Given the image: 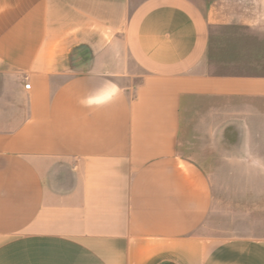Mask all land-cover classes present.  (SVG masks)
Here are the masks:
<instances>
[{
  "label": "crops",
  "instance_id": "obj_1",
  "mask_svg": "<svg viewBox=\"0 0 264 264\" xmlns=\"http://www.w3.org/2000/svg\"><path fill=\"white\" fill-rule=\"evenodd\" d=\"M248 3L0 0V264H264V234H200L214 185L178 152L190 107L264 178Z\"/></svg>",
  "mask_w": 264,
  "mask_h": 264
},
{
  "label": "rangeland",
  "instance_id": "obj_2",
  "mask_svg": "<svg viewBox=\"0 0 264 264\" xmlns=\"http://www.w3.org/2000/svg\"><path fill=\"white\" fill-rule=\"evenodd\" d=\"M196 4L204 10L214 6L215 2L204 1ZM255 7L264 14V3H248V8L253 10ZM184 114L183 123L186 131L180 137L178 152L182 157L196 162L210 174L215 190L214 212L200 230V234L205 236L264 234V215H262L264 203L261 200L264 196L260 194L264 190V178L257 185V179L249 178L253 188L246 193L239 184V170L244 163L230 162L225 158L229 153H242L239 147L224 145L220 131L214 128L216 124L209 129L203 119L193 113L190 107L187 111L184 109ZM254 148L256 147H252V150H255ZM253 152L260 153L258 150ZM250 164L252 169L264 167V162H250ZM256 197L260 199L255 200Z\"/></svg>",
  "mask_w": 264,
  "mask_h": 264
},
{
  "label": "built area",
  "instance_id": "obj_3",
  "mask_svg": "<svg viewBox=\"0 0 264 264\" xmlns=\"http://www.w3.org/2000/svg\"><path fill=\"white\" fill-rule=\"evenodd\" d=\"M25 88H26V89H30V84H29V83L26 84V85H25Z\"/></svg>",
  "mask_w": 264,
  "mask_h": 264
}]
</instances>
